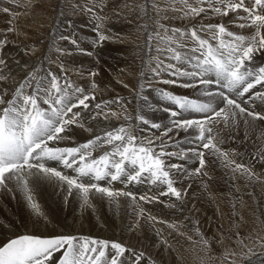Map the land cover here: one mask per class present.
Wrapping results in <instances>:
<instances>
[{"label": "snow or ice", "instance_id": "6c2138e0", "mask_svg": "<svg viewBox=\"0 0 264 264\" xmlns=\"http://www.w3.org/2000/svg\"><path fill=\"white\" fill-rule=\"evenodd\" d=\"M176 4L181 7L177 8ZM24 6L35 5L33 0H27ZM105 6L104 0L74 6V11L78 7L95 20L94 45L112 39L122 42L120 34L105 28V21L109 19L101 14ZM125 7L134 10L130 5ZM138 7L140 18L147 17L137 26V31L147 32L148 51L138 74V104L134 117L129 114L123 97L97 101L95 90L99 86L94 79H90L86 90L73 82L63 63L58 64L59 73L51 68L33 69L18 86L0 87V194L15 198L18 192L30 208L43 217L34 199V189L41 183H54L63 188L66 198L75 194L82 205L88 207H92L93 197H99L119 209L120 198L126 197L134 211L139 208L136 216L143 218L140 201L154 203L160 196L174 197L179 207H183L186 192L176 186L178 178L206 177L208 166L214 162L227 169L233 181L242 179L245 188L264 187V172L255 171L254 164L237 162L235 150H223L220 145L224 138L214 127L223 124L227 128L231 121L232 129L239 132L242 120L244 141L250 139V132L256 135V150L250 154L251 158L264 166V129L258 124L264 122V112L255 110L256 101L264 104V64H256V57L264 55V0H144ZM0 11L13 17L20 15L11 13L7 7ZM170 11L181 15L169 17ZM230 12L235 15L232 22L240 29L251 28V34L234 33L222 23L194 24L186 28L162 23L171 18L191 20L201 14L207 17L209 13L228 16ZM119 14L114 12V15ZM8 31L15 32L16 28L10 25ZM76 36L73 27L69 35L59 37L72 48L56 47L57 61L60 56H70L73 52L94 54L81 48ZM7 44L5 35L0 39V53ZM98 74L96 70L88 72L89 78ZM0 82L15 83L4 55H0ZM120 83L126 89L130 87L123 81ZM153 83L198 89V95L207 101L175 94L165 88L152 89ZM146 90L156 91L161 101L170 107L154 108L145 95ZM221 104L223 106H219ZM112 105H117L119 110ZM145 106L167 113L169 123L152 121L145 113ZM188 113L200 116L190 118L185 116ZM112 120L123 123L114 127L106 125L92 139L75 147L59 146L60 142L71 139L68 133L73 126L91 132V127L86 128L89 121ZM142 125L157 130L160 135H137L138 131L146 130ZM180 132L186 135L180 137ZM182 144L194 146L185 149ZM97 149L105 150L94 156ZM191 158L198 161V166L189 170L180 161ZM173 160L178 162H171ZM49 162H57L75 175L66 174ZM101 181H106V185ZM113 182L126 186L147 182L158 191L137 195L131 190L115 189ZM168 207L178 205L173 202ZM235 215L240 217L239 221L233 220L226 230L227 235L220 234L218 243L224 245L218 258L220 264H264V220L258 217L259 227L242 234L240 221L244 218L239 212ZM146 219L157 221V217L150 214ZM169 226L176 228L174 224ZM195 231L200 239L193 243L202 244L206 252L211 251L212 242L198 228ZM226 240L231 244L226 245ZM56 253L61 255L54 262ZM143 258L144 253L119 242L78 235L42 238L25 234L9 238L0 245V264H140Z\"/></svg>", "mask_w": 264, "mask_h": 264}, {"label": "bare ground", "instance_id": "6f19581e", "mask_svg": "<svg viewBox=\"0 0 264 264\" xmlns=\"http://www.w3.org/2000/svg\"><path fill=\"white\" fill-rule=\"evenodd\" d=\"M34 1L36 2V0ZM38 1H41L42 4L46 5V1L44 0H38ZM26 3L27 0H0V9L7 7L10 9L11 13H23L25 15H28L30 18L29 20L23 19L19 15L13 17L9 13H4L3 11H0V31L4 33L3 36H0V39L4 38V36L6 35L9 37L11 36V38L14 39L17 38L18 40H22L23 42L32 41V39L34 41L39 42V40H41L40 38L43 37L45 32H47V30H45V26H48V24L43 22L44 19L41 16V14L44 15V13L41 12L47 11V9L44 11H40L38 9L40 7L36 6V10H37L36 11L34 7L33 8L25 7L24 5ZM36 3L39 5L38 2ZM104 3L106 6L103 9V12L101 13L102 15H105L107 10L109 11L117 10L115 7V0H104ZM62 4L63 6H61L59 10L62 9L65 11H69V13H71L74 11L75 5L90 4V0H69L64 3L62 2ZM175 6L177 8L181 7L180 4H176ZM99 11L100 9L97 8V12ZM76 12H78V14ZM74 13H76L79 16V20L77 19L78 20L77 22L78 25L81 27V29L84 30L85 27L88 30L86 33L84 32L85 34L87 33L88 35L92 33H94L95 35L97 34L94 31L96 22L91 15L81 11L80 8L78 7L75 8ZM241 14L243 15V13ZM168 15L169 17L172 16L173 12L170 11ZM201 16H204V14H201ZM208 16H210L211 18L205 23L203 22L202 24H219L220 23L218 21L219 19L222 22H224V25L229 29V31H232L234 33L249 35L253 31L251 28L240 29L239 27H237L236 24L232 22L235 20V15L231 12L229 13L228 16H213L211 13H209ZM132 17L131 15L129 16V14H127L126 15L127 19L124 20L125 22L123 24L118 23V20L122 19L120 15L116 16L117 19L119 18L118 20L113 18L111 22H109L110 27H113L114 30L117 32V34L121 35L122 42L120 40H116V41H111V44L109 46L106 44L105 45L100 44L97 45V47L96 45L93 47L94 44L92 41H89V43L83 42L85 49H87L88 51L98 50L100 56L94 57L93 55L88 56V55L79 54L77 52H73L72 55L65 56L64 60H61L60 57L59 61H57V57L55 56L54 49L56 47H64L71 49L72 46L68 44H62L57 46V44L54 43L50 45V48L47 51V55H46V59L48 60L47 63L49 62L51 64L50 68L57 73H59L58 64L63 63L66 69L68 70L70 77L74 79L75 83L83 86L86 90L89 89L90 79H94L95 83L99 86L98 87L99 91L95 90V92H98L99 94H105L106 99L112 98L115 95H120V96L124 95V91H126V89L123 87V84L120 83V81H123V83H126L131 87V85H134L132 84L133 82H131V80L134 81V79L138 78L137 76L139 74L140 60L138 61V59H136L138 54H136L135 52L137 50L138 47L137 45L140 42V40L137 39L134 32L130 31L132 29L129 26L126 27L127 22L128 23L134 22V19ZM20 18H22V20L19 21ZM180 20L181 19H179L178 21ZM196 22L194 24L199 25L197 24L198 22L197 23ZM10 25L16 28L15 32L8 31ZM130 26L133 27V25ZM28 29L30 32L34 33L35 36H32L30 34L26 35V32L28 33ZM59 34L60 31L56 29L55 32H53L52 37H56ZM37 45L39 46V44ZM12 48L13 47H11L10 45H7L3 49V52L0 53V55H4L7 57L9 66L12 71V76L15 78V83H8L7 85H4L2 82H0V87L6 86L8 88H14L18 86V83L22 82L32 71V70H27L28 63L22 60L20 56L21 53L18 54L16 53V51L15 52L12 51L11 50ZM41 49H42V45L37 47L36 50L32 52H39L41 51ZM53 64H56L55 67H57L58 70L53 69L54 68L52 67ZM91 70H96L98 71L99 74L94 78H89L88 72ZM99 82L101 83V85L98 84ZM114 84L122 87L121 89L123 90V92L121 90H117V91L111 90L110 85H114ZM163 86L168 87L169 85H163ZM177 88L178 90H175L177 91V93L183 92L181 94L186 96L190 95L191 93H194V95L196 94L194 91H192L194 89H182L179 87ZM148 97L150 104L152 103L156 104L158 102L157 98H155L154 96V93H150ZM258 106L260 108L261 106H264V104L258 102ZM153 107L160 108L157 106H153ZM115 110H119V109H115ZM145 113L148 116V118H150L152 121L162 122L163 125L166 123L163 121H166V119H168L167 113L162 112V110H157V111L149 110L147 106H145ZM196 116H200V114ZM188 117H193V114H189ZM237 119H239V117ZM96 122L97 121H89L86 124V128L91 127L93 129L91 132L86 131L83 128L73 126L72 131L68 133L71 139L62 141L60 143L62 145L74 144L80 138L86 137L87 133H91V134L98 133V130H100V128L94 124ZM258 124L260 126L261 123L258 122ZM106 125L108 124L104 123V126ZM229 125L230 126L227 128H225L223 124L214 127H216L218 131H220V135H221L223 131H227V130L235 131L231 127V121H229ZM141 127L143 128V125ZM243 131H244L243 121L241 120L239 132L236 131L235 132L240 136ZM235 132L234 135L236 134ZM152 133L155 132L149 133V136L153 135ZM136 134L141 136H147L146 130L138 131ZM169 135L172 134L170 133ZM183 135H185V133L180 132V137ZM230 135H231V131H230ZM250 136L252 137L251 140L252 143L254 144V141H256V135L250 132ZM90 139H92V137ZM224 145L226 146L225 141H224ZM221 146H222L221 148L223 149L224 147L223 143ZM238 149L228 147V150H235L236 153H238L239 151ZM244 152H246V150ZM248 153L241 152L238 154V156L235 157V159L237 158L236 159L237 162H243L245 164H254L255 171L264 172V166L260 165L259 163L254 161L251 157H249L250 154ZM242 154H245V156L246 154H248L249 156L247 155V157L245 158L244 157L239 158L240 155L242 156ZM208 159L211 160L210 157H208ZM212 160L214 161L215 158H213ZM194 166L195 167L198 166L196 162L194 163ZM185 167L189 170L195 169L194 167L188 165H185ZM219 170L226 171V174L223 179H221L223 176L221 177L220 174L221 172L220 173L218 172ZM207 171L209 175L206 177L178 178L179 183H177L176 186L180 188L182 191L186 192L185 197H187L189 204H194L196 203V201H198L200 207L199 208L196 207L192 211L194 215L199 218L200 222L203 220L201 227L206 232H208V236H210L211 239L216 240L217 242L215 243L216 247L222 250V247H224V245L218 243L219 237L217 235L218 231H216V226L219 227L220 230L222 228L226 230L229 229L230 227L228 223L230 222L229 220L230 217L228 218V215L222 216L223 214L221 215L220 212L216 210L215 206L213 205V202L215 200L217 201L222 200V204H224L225 199L223 200L222 198L226 196L225 191L230 192V190H233L235 192L236 195L231 198L235 199L237 205L236 208L237 212H239L240 216H243L244 218V220L241 221L242 227L240 229L241 233L243 234L244 232L251 231L254 227L253 221L248 219V218L251 219L254 218V215L253 218L252 216L249 215V213L252 215L253 203L255 202L253 198L254 195L257 198H259V210L260 212H262L261 214L264 217V193H263L264 187L255 185L245 188L244 187L245 182L242 179L233 181L230 178V173L228 172V170L220 166L218 162L211 163L208 166ZM225 179H227L226 182L223 181ZM236 188L239 189V194L236 193ZM209 189L213 191L214 195L206 197L205 195L200 194L202 192L204 193L207 192V190ZM248 193H252V195H249ZM34 199L39 204L40 212L43 213V217L38 216L30 208L28 202L18 192L16 193L15 198L6 194H0V245H3L9 238L21 234L34 235V236L38 235V236H46V237H52L53 235H59V234L78 235V236L89 235L93 238L105 239L114 242H118V240H120L123 243L125 241L124 239H133L136 241L140 240L141 243H143V245L144 243L145 244L148 243L150 245L149 247L150 250H152L159 256L158 259H160L159 261L162 262L163 264L170 263V258L168 257L169 254L174 264H195L194 260L198 256L195 251L196 249L189 250V253H187V248L190 247L191 249L192 247L189 246L190 244L187 245V242L190 241L188 237H186V232L189 226L186 219L182 218V216L177 215L178 212L181 210V207H179V202H176L174 197L160 198L158 202H154V203H145L144 201H140L139 204L144 209L143 218H138L136 216V212L139 211V208H136L134 211L133 210L134 206L130 204L128 198L126 197L120 198L121 207L119 209H116L114 206L109 205V203L106 200L100 199L99 197H93L92 207H88V206H83L81 200L75 194H73V196L66 198V194L63 188L57 187L54 183L53 184L41 183L38 187L34 189ZM173 202L177 203L178 207L176 208L168 207V204ZM150 206L151 208H149ZM225 207L223 206V210ZM150 210L152 212H149ZM248 210H250L251 212H247ZM170 212L171 214H169ZM221 213H222V209H221ZM149 214L157 217V221H151L146 219V217ZM44 217H46V219H44ZM173 224L176 225V228H172L169 226ZM185 224L186 227L184 230L183 227ZM185 240L186 242H184ZM164 241H167V243H164ZM53 261L55 262V260ZM143 264H150V262L148 259H146Z\"/></svg>", "mask_w": 264, "mask_h": 264}, {"label": "rangeland", "instance_id": "374dc122", "mask_svg": "<svg viewBox=\"0 0 264 264\" xmlns=\"http://www.w3.org/2000/svg\"><path fill=\"white\" fill-rule=\"evenodd\" d=\"M44 1H46V5L45 4H42L41 3V1H38V0H36V2H38L39 3V5L33 0V2H34V4H36L35 6H34V8H35V10H36V6L37 7H40V8H38L40 11H44V10H46L47 9V11H44V12H41V13H44V15L43 14H41V16H42V18L44 19V23H47L48 24V26H45V30H47L48 32L50 31V27H51V22H53V19L55 18V17H57V16H59V15H61V13H63V12H65V13H63V15H69V16H64V17H62V19H61V22H60V24L58 25V26H56L55 25V28H51L52 29V34H53V32H55V30L56 29H58L59 31H60V34L59 35H57L56 37H52V34H51V36H50V39L52 40V44H59V45H62V44H68V45H70L69 43H67L66 41H61L60 39H59V37L61 36V35H69L70 34V32H69V30L67 29V28H70V26L72 25V23H73V21H67V19H69L70 18V15H73L74 17H76L78 20H79V16L77 15L78 14V12H76V13H74L75 11H73V12H71V13H69V11H65V10H59L60 8H61V6H63V4H62V2L64 3V2H66V1H69V0H62L61 1V6L59 7V3H60V0H44ZM43 1V2H44ZM119 1V0H118ZM118 1H116L115 0V7H116V11H118V10H120V16H121V18L122 19H120V20H118V23H120V24H123L125 21L124 20H126L127 18H126V15L127 14H129V16L131 15V17L134 19V16L136 17V11L140 14V10H139V7H138V5H140V0H126V1H121L120 3H121V5L118 7L117 6V2ZM135 1L137 2V7L135 8ZM48 2V3H47ZM52 3V4H51ZM48 4V5H47ZM125 5H130L131 6V8L132 9H134V10H132V11H130L129 10V8L128 7H125ZM43 6V7H42ZM49 7V8H47V7ZM41 7H42V9H41ZM31 8H33V7H31ZM66 10H69V9H66ZM128 10V11H127ZM37 11V10H36ZM126 11V12H125ZM48 12H49V14H48ZM21 15H19V16H21L23 19H27V20H29L30 18H29V16L28 15H25V14H23V13H20ZM24 17H23V16ZM50 15V16H49ZM181 14L180 13H178V12H173V15L172 16H170V17H179ZM27 16H28V18H27ZM45 16V17H44ZM47 16H49V17H47ZM54 16V17H53ZM118 16V15H117ZM47 17V18H46ZM52 17V18H51ZM140 17V16H139ZM202 17H204V18H202ZM22 18H20L19 19V21L20 20H22ZM211 17L210 16H208V17H205V16H200V17H196V18H194V19H191V20H189V19H187V18H185V19H181L180 21H178L180 18H171V19H169V20H165V21H162V23H165V24H169V25H171V26H173V27H182V28H186L187 26H189V24L190 25H194V23L196 22L197 24H202L203 22L205 23L206 21H208L209 19H210ZM219 18V17H218ZM50 19V20H49ZM174 19V20H173ZM202 19H205V20H202ZM46 20V21H45ZM176 20V21H175ZM185 21V22H183V21ZM199 21H201V22H199ZM218 21L220 22L219 24H224V22H222L221 20H219L218 19ZM78 23V22H77ZM127 25H126V27H128V26H130L131 25V23H126ZM133 27H132V30H130V31H133L134 32V34H135V36H136V33H135V29L137 28V27H134L135 26V24H134V22H133ZM77 26H79L78 24H77ZM81 28V27H80ZM63 31H62V30ZM86 28L84 27V30H85ZM83 29H81V31H82V36L85 38V40L84 41H82V40H78L79 41V44H80V47L81 48H84L85 49V46H84V44H83V42H86V43H89V41H94V40H96V37H97V34L95 35L94 33H92V34H90V35H88V33L87 34H85L88 30L86 29L85 31H84ZM68 31V32H67ZM1 32V31H0ZM85 32V33H84ZM69 33V34H68ZM28 34H30V35H32V36H35L34 35V33H32V32H30L29 31V29H28V33L26 32V35H28ZM45 34H46V32H45ZM44 34V35H45ZM4 35V33L3 32H1L0 33V36H3ZM44 35H43V37H44ZM94 36V37H93ZM145 36H146V32L145 31H143V32H141L140 33V39H138V40H140V42L138 43V47H137V50H136V54H138L137 55V58L138 57H141V59L142 60H138L139 61V67H140V64L142 63V61H143V59H147L146 57H147V55H146V52L148 51L147 50V48L145 47V45H146V40H145ZM43 37H41L40 39H42ZM13 40H14V43H21L19 40H17V38H13ZM35 42V43H34ZM65 42V43H64ZM23 43V42H22ZM143 43H144V45H143ZM37 44H39V46H41L42 45V49L44 48V46H43V44L42 43H40V42H38V41H34L33 39H32V41H27L26 42V44L24 45L25 46V49H27V50H29L28 52L30 53V57L33 59V63H32V69L31 70H33V69H35V68H39L38 66H35V65H37V60L39 59V58H41L42 56V49H41V51H39V52H32V51H34V50H36V48L37 47H39ZM58 44H57V46H58ZM111 44V43H110ZM37 45V46H36ZM51 45V44H50ZM49 45V46H50ZM96 47H97V45H96ZM50 48V47H49ZM48 48V49H49ZM32 49V50H31ZM145 50V51H144ZM48 51V50H47ZM33 53V54H32ZM38 53V54H37ZM32 54V55H31ZM148 54L149 55H155V53L153 52V54H152V52L151 53H149L148 52ZM62 60V59H61ZM96 60H98V59H96ZM263 60V61H262ZM48 60L46 59V62H47ZM256 64L257 65H260V64H264V55H258L257 57H256ZM51 67V64L48 62L47 63V67L45 68V69H47V68H50ZM52 67H54L53 69H55V70H58V68L57 67H55V66H53L52 65ZM59 71H60V69H59ZM139 72H140V69H139ZM138 78H136V79H134V81L133 80H131V82H133L132 84H134V85H131V87H129L128 89H126L125 87V89H126V91H124V93L126 94V95H129V94H131V93H133L134 91H136V89H137V87H138V82H139V76H137ZM165 78H167V77H165ZM137 85V86H136ZM157 86H161L160 84H158V83H153V85H152V89H157L156 87ZM110 87H111V90H121L122 92H123V90L121 89L122 87H120V86H118V85H116V84H114V85H110ZM115 87V88H114ZM118 87V88H117ZM135 87V88H134ZM168 87H170L171 89H173V90H178V88L177 87H175V86H173L172 87V85H169ZM132 88V89H131ZM182 89H184V88H182ZM192 91H194L196 94L194 95V93H191L190 95H188V97H192V98H194V99H200V100H202V101H204V102H206L207 101V98H205V97H200L198 94H197V91H198V89H194V90H192ZM191 91V92H192ZM177 92V91H176ZM150 93H154V96H155V98H157V103L156 104H154V103H152L151 105L152 106H157V107H160V108H162V107H165V106H161V102H163V101H161V99H160V96L159 95H157L158 93L156 92V91H154V90H146L145 91V95H149ZM181 93H183V92H181ZM180 93V94H181ZM185 93V92H184ZM183 95V94H182ZM198 95V96H197ZM116 96H120V95H115L114 97H116ZM184 96H186V95H184ZM114 97H112V98H108L109 100H112ZM199 97V98H198ZM108 99H106V100H108ZM258 102H260V101H256L255 102V108H256V110L257 111H260V112H264V106H261L260 108H259V106H258ZM141 103H142V101H141ZM163 103H165V102H163ZM222 105V104H221ZM221 105H219V106H221ZM244 106H246V105H244ZM262 108V109H261ZM163 112V111H162ZM165 113V112H164ZM188 114H193V117H195L196 115H199V114H196V113H188ZM195 115V116H194ZM185 116H189V115H185ZM196 117H199V116H196ZM190 118H192V117H190ZM163 122H166L164 125H167L168 123H169V119H166V121H163ZM162 123V122H161ZM261 124H260V129H264L263 128V126H264V122H260ZM143 128L144 129H146V132H147V136H149V133H151V132H155V133H152V134H156V135H160V133L159 132H157V130H155V129H147V126H143ZM151 130V131H150ZM189 131H191V130H189ZM230 131H231V135H230ZM234 132L235 131H232V130H227V131H223L222 132V136H223V138H224V141H225V144H226V146L224 145V143H223V150H225V151H228V147L229 148H235V149H238L239 151H238V154L239 153H248V152H250V153H248V154H251L252 152H254L255 150H256V145H254L253 143H252V140H251V136H250V139L248 140V141H244V131L242 132V134L239 136L236 132V134L234 135ZM226 133V134H225ZM233 133V134H232ZM186 135V134H185ZM185 135H183V136H181V137H184ZM230 135V136H229ZM234 137V138H233ZM229 138V139H228ZM237 139V140H236ZM239 140V141H238ZM232 141V142H231ZM238 142V143H237ZM236 143V144H235ZM242 143V144H241ZM233 144H234V146H233ZM244 144V145H243ZM222 145V144H221ZM220 145V146H221ZM249 147H248V146ZM187 146H188V148L191 146V147H193L194 145H189V144H182V147L183 148H185V149H187ZM222 147V146H221ZM227 149V150H226ZM242 149V150H241ZM169 150H172V149H169ZM241 150V151H240ZM246 150V152H244ZM248 150V151H247ZM254 150V151H253ZM252 151V152H251ZM248 154H246V156H245V154H242V156L240 155V157L239 158H245V157H247V155ZM244 155V156H243ZM238 156V155H237ZM249 156V155H248ZM249 157H251V155L249 156ZM211 158V160L213 159L212 157H210ZM237 159V158H236ZM196 162V164L198 165V161H196V159L195 158H191V159H188L187 161H180L181 163H183L184 164V166L185 165H188V166H192V167H194V168H196L195 166H194V163ZM173 162H178V161H176V160H173ZM192 170V169H191ZM222 170V169H221ZM221 170H219L218 172L221 174V179H223L224 178V176H225V174H226V171H221ZM223 173V174H222ZM223 181H227V179H225V180H223ZM228 186H229V184H228ZM229 193V194H228ZM236 193L237 194H239V189H237L236 188ZM264 193V192H263ZM200 194H203V195H205L206 197L207 196H212V195H214V193H213V191L211 190V189H209V190H207V192H202V193H200ZM225 195L227 196V198H226V196H224L222 199L224 200L225 199V202H224V204L226 205V207H225V205L224 204H222V200L221 201H217V200H215L214 202H213V205L215 206V208H216V210L218 211V212H220V214L222 215V216H224V215H228V218H229V220H230V222L228 223L229 224V227H231V225H232V222H233V220H236V221H239L238 219H240V217L239 216H237V215H235V213H237V205H236V202H235V199H233V198H231V197H234L236 194H235V192L233 191V190H230V192H228V191H225ZM254 200H255V202L253 203V209H252V215L249 213V215L250 216H252V218H253V215H254V220L253 219H251V218H248V219H250V220H252L253 221V225H254V227L253 228H258L259 227V225H258V221H257V218L259 217L261 220H264V217L262 216V212H260V210H259V198H257L255 195H254ZM159 199H160V197H159ZM234 201V202H233ZM233 205H235V207L233 206ZM223 206L226 208H224V210H223ZM196 207H200V205H199V203H198V201H196V203H194V204H189V201L187 200V197H184V204H183V207H181V210L178 212V214L177 215H179V216H182V218H184V219H186V221H187V223H188V226H189V228H188V230H187V232H186V237H192V240H190V241H188L187 242V245H189V246H192L191 247V249H190V247L189 248H187V253H189V250H195L196 251V253H197V258L194 260L195 261V264H220V260L218 259L219 258V256L221 255V250L219 249V248H217L216 247V245H215V243H217L216 242V240L215 239H211V237L210 236H208V232H206L202 227H201V224L203 223V220L200 222V220H199V218L198 217H196L195 215H194V213H193V209L194 208H196ZM149 208H151V206L149 207ZM227 208H228V210H229V212H228V210H227ZM221 209H222V213H221ZM224 211H225V213H224ZM149 212H152L151 210L149 211ZM247 212H251L250 210H248ZM169 214H171V212L169 213ZM230 215V216H229ZM240 223H241V221H240ZM190 224V225H189ZM185 227H186V224L184 225V227H183V229L185 230ZM196 228H198L199 229V232L200 233H202L203 235H204V237H206V238H208L212 243H211V251H209V252H206V251H204L203 250V245L202 244H197V243H193L192 241H198L199 239H200V237L197 235V233H196V231H195V229ZM216 231H218V237H219V240H220V234H221V232H225V235H227L228 233L226 232V229H224V228H222L221 230L219 229V227H217L216 226ZM125 241H124V243L125 242H127V243H129V245H135V246H140V247H142V248H144L145 250H147V252H149L150 254L152 253L156 258H157V260H158V263L159 264H163L162 262H160L159 260L160 259H158L159 258V256L155 253V252H153L152 250H150V245L148 244V243H144V245H143V243H141V241L140 240H138V241H136V240H133V239H124ZM184 242H186V240L184 241ZM226 245H230L231 244V241L230 240H226L225 242H224ZM139 244V245H138ZM148 247V248H147ZM199 252V253H198ZM168 257L170 258V263L169 264H174L173 262H172V260H171V257H170V254L168 255ZM209 257H215L216 259H212V260H210L209 259ZM144 261L145 260H141L140 261V264H143L144 263Z\"/></svg>", "mask_w": 264, "mask_h": 264}]
</instances>
